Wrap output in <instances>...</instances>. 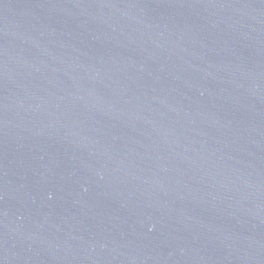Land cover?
I'll return each mask as SVG.
<instances>
[{"label":"water","instance_id":"95a60500","mask_svg":"<svg viewBox=\"0 0 264 264\" xmlns=\"http://www.w3.org/2000/svg\"><path fill=\"white\" fill-rule=\"evenodd\" d=\"M0 264H264V0H0Z\"/></svg>","mask_w":264,"mask_h":264}]
</instances>
